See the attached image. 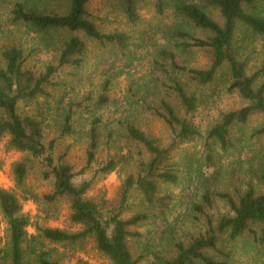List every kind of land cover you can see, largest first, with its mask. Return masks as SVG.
Masks as SVG:
<instances>
[{"label": "trees", "instance_id": "1", "mask_svg": "<svg viewBox=\"0 0 264 264\" xmlns=\"http://www.w3.org/2000/svg\"><path fill=\"white\" fill-rule=\"evenodd\" d=\"M142 1L115 0V3L127 22L136 25L138 5ZM90 2L13 0L11 3L8 24L20 31L32 46L27 48L25 42L16 37L0 44V142L4 141L7 149L39 159L41 177L51 184L50 191L39 200L48 205L64 200L68 205V220L77 229L36 226L35 234L29 235L26 232L29 218L22 213L19 198L13 191L0 188V216L6 225V239L0 245V264H61L60 255L52 245L80 249L87 241H91L109 264H143L148 256H151L149 264H231L221 247L224 239L233 241L245 233L254 235L253 227H256L260 242H264V142L247 158L249 165L245 174L249 178L246 181L241 178L233 192L227 188L212 191L208 181L223 175L234 178L235 171L242 167L241 162L246 161L241 154L247 145L236 133H241L252 117H264V0H155L159 13L165 8L171 12L173 22L167 31L178 52L163 50L160 56L166 62L160 64L154 60L153 64L161 69L158 74L167 77L169 95L177 106L161 97L158 108L152 110L168 129L165 142L144 133L134 120L118 119L114 135L120 134L142 151L134 172L122 182L119 197L110 210H105L104 205L89 198L87 193L97 173L112 172L119 163H126L125 156H109L90 178L77 182L75 179L85 175L95 161L103 122L94 113L113 104L109 92L113 77L118 75L113 63L92 106L84 108L88 118V129L84 132V167L75 171L65 153L54 156V141L45 139L47 121L52 122L59 137L78 131L74 117L80 103L63 95L54 99L51 89L55 88L59 71L83 64L87 49L84 39L125 58L131 57L125 55L130 46L129 34L101 31L88 9ZM211 10L218 12L220 23L211 16ZM192 30L202 36H195ZM238 33L241 45L236 47ZM247 38L258 40L260 44L261 60L253 71H249L248 63L242 58V45ZM39 50L53 51L57 58L55 64L36 72L29 61ZM192 51L206 55L205 67L179 64L178 55ZM129 62L124 66L129 67ZM217 89L219 93L236 95L242 105L221 112L206 129L199 157L185 151L178 160L175 154L182 146L202 137L192 116ZM111 136L112 132H108L107 137ZM250 136L257 141L264 139V124L252 129ZM228 151L235 152L233 161L223 164L222 158ZM205 169H213L209 177L204 176ZM27 172L25 160L12 165L14 182L23 193L22 199L37 201L36 195L23 189ZM192 179L197 180L203 191L189 210L194 220L202 217V224L194 233L172 239L165 220L172 211L174 198L160 194V187L179 186ZM134 196L138 200L136 210L127 215L131 206L129 200ZM213 197L227 208L226 213L217 218L209 213ZM152 218L162 226L151 232L167 245L171 241L170 248L154 251L146 243L139 250L144 238V231L139 228Z\"/></svg>", "mask_w": 264, "mask_h": 264}, {"label": "rangeland", "instance_id": "2", "mask_svg": "<svg viewBox=\"0 0 264 264\" xmlns=\"http://www.w3.org/2000/svg\"><path fill=\"white\" fill-rule=\"evenodd\" d=\"M13 0H0V44L5 43L12 37L21 38L27 48H31V43L23 38L20 31L9 26L8 17ZM95 23L103 32L124 31L129 34L130 46L125 55L131 57L125 58L114 50L101 48L93 41L86 39V53L81 67L65 68L57 73L55 78V88L51 89L54 99L60 96H69L75 102L80 103V107L74 117L78 131L71 136L59 137L56 128L51 121H47L45 129V139L47 142L54 141V156L62 153L66 154V160L78 171L85 165V147L86 135L84 132L88 129V118L84 108L91 107L95 97L100 92V84L106 78V73L113 63L114 70L118 75L114 76L110 87V96L112 103L108 108L96 111L102 119L100 127V144L95 155V161L90 169L83 176H78L75 181L90 178L92 173L101 167L109 156H125L126 163H119L116 168L106 174L97 173L91 185L87 196L95 202L104 205L105 210H110L119 197L122 182L135 170V164L139 154L142 151L140 146L126 141L116 132L117 121L120 118L134 120L136 125L144 133L162 142L167 140L168 129L164 126L162 120L158 118L152 110L158 108V100L161 97L168 99L175 106L176 103L168 89L169 81L167 77L159 73V67L153 64L154 60L164 64V57L160 56L161 51L178 52L173 48L172 40L168 34V29L172 25L173 17L171 12L165 8L159 13L155 7V0H143L138 5L139 21L136 25L127 22L125 16L117 8L115 0H91L88 7ZM211 16L221 22V18L216 10L210 11ZM195 36L201 37L202 34L196 30L191 31ZM237 34L236 47L241 45ZM82 37V36H81ZM260 44L258 40L246 39L242 45V54L248 63L249 71L255 70L259 65ZM57 55L53 51H37L30 57L29 65L34 71L40 72L48 64H55ZM179 64L189 67H205L207 58L203 52L192 51L189 54L178 55ZM130 62L129 67H125L126 61ZM107 70V71H106ZM170 71V69L168 68ZM112 73V71L110 72ZM89 98V101L87 100ZM54 104V101H51ZM242 105L241 100L234 94L219 93L215 90L212 98L206 104L199 106L192 116L194 124L200 130L202 135L197 141L186 144L181 147L175 157L179 160L181 153H194L199 157L203 151V136L219 117L223 111L238 108ZM81 107L83 109H81ZM51 116L48 117L50 119ZM264 124L263 116H255L250 119L248 124L242 127L241 133L237 132L238 137L245 140L243 153L241 154L242 167L235 171L234 178L227 175L218 178H208L209 187L222 190L227 188L233 192V187L243 180H247L249 175L245 174L247 158H251L259 150V143L264 139L257 141L250 136L252 129ZM108 132H112L111 138L107 137ZM256 151H253V150ZM251 151V152H250ZM228 154L222 158L223 164L233 161L234 151H228ZM248 154V155H247ZM247 155V157H245ZM246 158V159H245ZM25 160L28 172L24 181V188L32 195L38 197L37 201L33 199H22L23 193L14 182L12 165L16 162ZM245 162V163H244ZM41 167L39 159L32 158L24 153L13 149H7L5 142H0V188L13 191L21 203V211L29 218V225L26 232L35 234L36 226L61 228L69 231L76 230L77 227L70 224L68 220V205L64 200H58L52 204H44L39 200L42 194L48 193L51 189L49 181L43 180L40 174ZM213 169H205L204 176L209 177ZM202 189L196 179L184 182L182 185H161L160 194H170L174 198L173 207L170 215L166 218V223L171 232V238H181L188 232L194 233L199 230L202 224V217L194 220L191 210L192 202H198ZM137 198L134 196L129 200V208L125 214H130L136 210ZM225 204L218 198L213 197V207L209 211L214 218L226 213ZM155 218L147 221L139 228L144 231V238L139 244V250L144 248L146 243L150 244L154 251L165 250L169 245L164 240H159L157 234L151 230L161 228ZM255 234L245 233L233 241L224 239L221 247L228 254L231 264H264V242H260V233L258 228L253 227ZM168 232V233H169ZM167 233V234H168ZM148 236V241H145ZM153 238V239H152ZM166 238V237H165ZM163 238V239H165ZM6 239V225L0 216V245ZM61 258V264H109L108 260L96 251L91 241L85 242L82 248L68 249L62 245H52ZM151 256H148L143 264H149Z\"/></svg>", "mask_w": 264, "mask_h": 264}]
</instances>
